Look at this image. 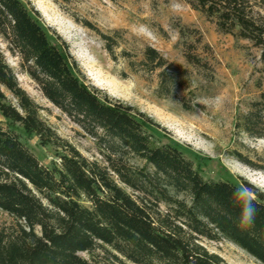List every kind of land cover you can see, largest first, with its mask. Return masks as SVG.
I'll return each instance as SVG.
<instances>
[{
  "label": "trees",
  "instance_id": "1",
  "mask_svg": "<svg viewBox=\"0 0 264 264\" xmlns=\"http://www.w3.org/2000/svg\"><path fill=\"white\" fill-rule=\"evenodd\" d=\"M183 1L218 32L250 41L264 61V19L250 0ZM85 26L112 55L111 38ZM184 32L180 28L181 37ZM0 37L43 97L95 139L101 156L91 160L57 135L0 49V115L35 135L41 146L62 151L58 162L45 167L0 126V210L13 219L0 224V264H228L203 240L227 241L264 264L263 193L242 184L256 193L259 209L254 226L242 229L232 200L233 189L241 186L204 180L176 145L155 144L142 114L101 97L75 75L65 52L48 40L22 0H0ZM190 46L185 44L186 61L208 66ZM143 56L150 71H159V96L184 85L180 66L173 69L150 47ZM234 127L264 137V119L257 113L239 116ZM234 156L248 164L240 153Z\"/></svg>",
  "mask_w": 264,
  "mask_h": 264
},
{
  "label": "rangeland",
  "instance_id": "2",
  "mask_svg": "<svg viewBox=\"0 0 264 264\" xmlns=\"http://www.w3.org/2000/svg\"><path fill=\"white\" fill-rule=\"evenodd\" d=\"M22 1L48 40L65 52L75 75L101 97L117 99L142 114L145 131L155 144L176 145L204 180L229 181L241 187L247 183L264 194V137H251L234 127L239 116L247 113L264 119V61L259 48L218 32L213 21L183 0ZM250 2L255 15L264 19V0ZM85 23L111 38L112 55L105 41ZM180 28L185 31L182 37ZM185 44L208 66L189 64ZM148 47L173 69L180 66L186 71L180 76L184 85L170 96L158 95L159 71L143 64ZM0 49L20 87L41 107L46 123L82 155L100 160L95 139L43 97L1 37ZM0 126L17 135L41 165L58 162L60 148L41 146L35 135L26 134L19 124L1 115ZM235 152L248 164L238 161ZM12 223L0 210V224ZM202 244L228 264H259L227 241L203 240ZM81 256L88 258L85 253Z\"/></svg>",
  "mask_w": 264,
  "mask_h": 264
},
{
  "label": "clouds",
  "instance_id": "3",
  "mask_svg": "<svg viewBox=\"0 0 264 264\" xmlns=\"http://www.w3.org/2000/svg\"><path fill=\"white\" fill-rule=\"evenodd\" d=\"M255 199L256 193L247 184L233 189L232 200L239 210L236 221L242 229H251L255 224L259 212Z\"/></svg>",
  "mask_w": 264,
  "mask_h": 264
}]
</instances>
